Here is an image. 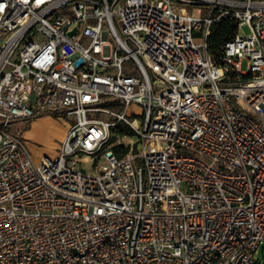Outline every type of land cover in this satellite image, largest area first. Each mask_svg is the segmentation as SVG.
<instances>
[{"label":"built area","instance_id":"built-area-1","mask_svg":"<svg viewBox=\"0 0 264 264\" xmlns=\"http://www.w3.org/2000/svg\"><path fill=\"white\" fill-rule=\"evenodd\" d=\"M44 115L73 122L35 163L14 126ZM119 124L138 141L113 148ZM261 244L264 0H0V264H255Z\"/></svg>","mask_w":264,"mask_h":264},{"label":"rangeland","instance_id":"rangeland-1","mask_svg":"<svg viewBox=\"0 0 264 264\" xmlns=\"http://www.w3.org/2000/svg\"><path fill=\"white\" fill-rule=\"evenodd\" d=\"M189 9L192 7L195 9H204L208 8V5H198L192 6L187 5ZM239 35H248L249 28L246 24L241 25L238 28ZM240 67L242 70L247 69V59L243 58L240 61ZM103 106L111 107V108H119L121 109L122 106L118 102H110L104 104ZM128 119H136L137 121H141L140 110L134 104L128 107L127 111ZM135 114V115H133ZM73 122V118L69 116H63L61 119H57L53 116L44 115L35 118H31L26 122L20 121L17 122L14 126L15 133L21 135L24 139L26 146L29 150L30 155L33 158L35 163H38L40 159L44 156L53 157L56 154L57 148L59 146V142L62 139L64 132L68 123ZM124 129V130H122ZM128 130V129H127ZM126 128L119 124L115 129L110 131V139L109 144L117 149L119 146L125 147L127 144L131 143L134 144L138 141V138L132 135L130 131L127 133ZM125 132V133H124ZM142 148V144H138V150ZM92 167V163H88V169L90 171ZM255 264H264V244H261L258 249L255 251L254 255Z\"/></svg>","mask_w":264,"mask_h":264},{"label":"trees","instance_id":"trees-1","mask_svg":"<svg viewBox=\"0 0 264 264\" xmlns=\"http://www.w3.org/2000/svg\"><path fill=\"white\" fill-rule=\"evenodd\" d=\"M237 27L238 20L231 14L221 16L211 25L207 36V49L215 63H223L225 44L236 34Z\"/></svg>","mask_w":264,"mask_h":264},{"label":"water","instance_id":"water-1","mask_svg":"<svg viewBox=\"0 0 264 264\" xmlns=\"http://www.w3.org/2000/svg\"><path fill=\"white\" fill-rule=\"evenodd\" d=\"M74 32H75V30L73 29V30H71L70 32H69V35H72V34H74Z\"/></svg>","mask_w":264,"mask_h":264}]
</instances>
